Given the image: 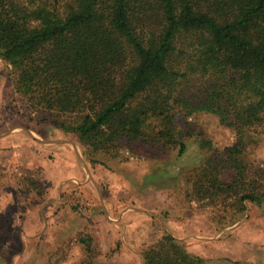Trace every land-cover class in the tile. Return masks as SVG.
Returning <instances> with one entry per match:
<instances>
[{
  "label": "trees",
  "instance_id": "obj_1",
  "mask_svg": "<svg viewBox=\"0 0 264 264\" xmlns=\"http://www.w3.org/2000/svg\"><path fill=\"white\" fill-rule=\"evenodd\" d=\"M0 58L25 104L84 154L146 143L181 155L180 120L215 114L235 134L230 172L207 161L196 194L264 202V162L251 177L247 157L254 136L264 147V0H0ZM165 233L142 246V264H205ZM78 241V264H94L92 238Z\"/></svg>",
  "mask_w": 264,
  "mask_h": 264
},
{
  "label": "rangeland",
  "instance_id": "obj_2",
  "mask_svg": "<svg viewBox=\"0 0 264 264\" xmlns=\"http://www.w3.org/2000/svg\"><path fill=\"white\" fill-rule=\"evenodd\" d=\"M11 70L0 58V264H78L87 254L81 235L92 238L94 264H142V246L165 231L205 264H264V202L241 207L236 197L203 198L193 188L207 161H222V180L229 176L223 153L235 134L215 114L180 120L187 121L180 124L186 145L181 155L177 144L146 143L84 154L76 135L63 133L48 113L25 104ZM21 130L37 151H50L39 161L52 178L34 161L20 171ZM54 143H63L55 146L61 151H52ZM257 143L248 145L251 177L264 162V147L254 148ZM23 199V210L31 211L26 227L41 232L22 244Z\"/></svg>",
  "mask_w": 264,
  "mask_h": 264
},
{
  "label": "crops",
  "instance_id": "obj_3",
  "mask_svg": "<svg viewBox=\"0 0 264 264\" xmlns=\"http://www.w3.org/2000/svg\"><path fill=\"white\" fill-rule=\"evenodd\" d=\"M15 134L16 133L13 132L11 135H8V137H11ZM30 137H31L30 134L29 133L27 134L26 131L25 132L22 130L20 131V140H21L20 141V171L24 167L28 168L29 166H27V165L32 163V161H34L33 163H35L36 165L35 164H33V165H35L36 169L43 170L45 172L46 176H49V177L51 176V178H52L53 174L51 173V175H50L48 172H46L47 171L46 168H44V166H42V164H41V161L44 158V157L42 158L41 155H44V154L47 155L48 153H50V151H48L47 149H42V151H37L39 147L36 146L34 142H32V137L30 140ZM62 144L63 143H54L52 145L53 146L52 151H55V152L61 151V149L57 150L56 149L57 147H55V146L60 147ZM39 160H41V161H39ZM55 161L56 162L53 164V167H57L56 166L57 165V158ZM38 162L40 164H38ZM58 166L60 167V165H58ZM60 169H57V171H59ZM64 177H66V175ZM67 178H69V177H67ZM56 182H55V184H56ZM65 182L66 181L59 182L58 189L60 191L64 190V187L66 186L64 184ZM60 183H63V184H60ZM54 186H55V188L57 187L56 185H54ZM20 200H22V199H20ZM24 200H26V199H23V201H20V224L22 225V230L20 231V242L22 244L24 243V241L27 237L32 236V235H37L41 232V230H40V231H36L34 234H32L31 232H29V227H26V223H27L26 220L28 219V216H29L31 211L30 210H25V211L23 210L22 205L25 206L26 203L28 202L26 200V202L24 203ZM57 202H58V200L55 199L54 201L51 202L50 205H52V204L55 205ZM23 252H24V250H23Z\"/></svg>",
  "mask_w": 264,
  "mask_h": 264
}]
</instances>
